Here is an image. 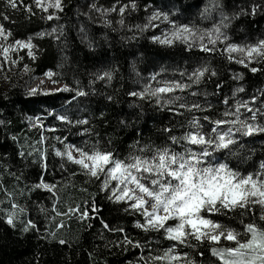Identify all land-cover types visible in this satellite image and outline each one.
<instances>
[{
    "label": "trees",
    "instance_id": "16d2710c",
    "mask_svg": "<svg viewBox=\"0 0 264 264\" xmlns=\"http://www.w3.org/2000/svg\"><path fill=\"white\" fill-rule=\"evenodd\" d=\"M62 2V12L52 8L44 12L36 7L35 0H16L15 9L7 0H0V24L11 32L6 41L11 44L16 39L31 37L35 56L33 59L25 51L20 52L4 85L0 86V264H142L141 256L147 259L148 248L125 250L118 246L125 233L109 231L101 220L111 228H124L128 236L142 242L147 236L152 241L149 248L154 255L161 254L169 242L135 228L134 221L141 217L109 201L106 193L100 191L99 181L85 175L77 165L56 156L55 150L63 151L64 143L91 145L99 140L101 147L124 157L130 153L139 154V149L145 146L171 144L170 134L180 135L193 115L205 113L175 115L169 106L159 107L151 100L128 95L131 91L142 90L152 74L160 72L161 68L166 70V78H179L181 70L191 71L199 65L215 70L216 76L206 77L193 87L197 96L184 93L188 101L211 104L210 111L222 112L224 98L234 107L238 101H250L253 95L257 102L252 106L264 107V61L254 60L248 67L230 61L227 53L220 51L224 47L222 43L210 53L199 47L188 50L179 41L171 47L160 45L151 37L160 36V28L170 25L163 17L164 26L143 31L136 27L147 23L153 12L167 13L169 20L177 24L189 23L200 29L211 28L226 15L231 20L222 31L229 42L255 43L264 38V0H218V8L212 6L213 0H134V10L133 0ZM125 4L128 7L121 16L119 7ZM26 5L31 6V13ZM92 5L100 9L115 6L117 10L102 14ZM255 5L259 7L253 15ZM206 7L209 11L202 16ZM49 13H55L52 20L47 19ZM121 19L123 24L119 22ZM251 67L259 70L253 73ZM105 71L112 72L111 80L98 79ZM48 72L53 75L46 76ZM43 77L58 82L54 84L67 85L70 90L37 91L30 95L31 84ZM237 88L243 91L237 92ZM77 89L86 95L77 97ZM49 112L67 114L73 119L87 118L89 123L62 125L48 115ZM258 119L264 122V118ZM34 121L38 125L32 126ZM50 127L58 130L48 131ZM84 128L89 132H83ZM165 129H171V133ZM57 136L64 143L56 140ZM242 141L248 159H228L234 167L252 171L250 165L255 163L258 167L264 160V134L243 137ZM174 147L181 150L179 145ZM41 179L56 185L55 196L43 187H35ZM92 203L98 211L89 210L90 219H81L79 212H69L77 206L83 211ZM14 204L19 207L13 208ZM53 207L66 215H57ZM20 208L24 209L22 213ZM13 212L16 213L15 228L7 223V216ZM241 213L242 210L237 209L229 221L237 230L241 229V221L253 218ZM259 214V206H256L254 218L257 223H264L259 221ZM29 219L38 227L24 232L21 221ZM61 239L66 243L60 244ZM191 243L196 244V241ZM230 243L222 242L223 245ZM179 250L187 251L197 264H213L215 260L206 243L195 249L181 246ZM201 251L204 257L199 255Z\"/></svg>",
    "mask_w": 264,
    "mask_h": 264
},
{
    "label": "snow or ice",
    "instance_id": "6c2138e0",
    "mask_svg": "<svg viewBox=\"0 0 264 264\" xmlns=\"http://www.w3.org/2000/svg\"><path fill=\"white\" fill-rule=\"evenodd\" d=\"M7 4L13 9L17 8L16 0H7ZM35 5L44 12H48L50 8L63 11L62 0H35ZM212 6L220 7L218 0H213ZM92 7L102 14L117 10L115 6L109 9H100L95 5ZM127 7V4L119 7L121 16ZM131 7L133 10L136 8L134 0ZM257 7L259 5L253 6V15ZM25 8L31 13V6L26 5ZM208 11L206 7L201 15ZM54 16L55 13H49L47 19L52 20ZM161 17L168 21L171 30L162 36L151 37L160 45L171 47L179 41L186 45L188 50L199 47L201 51L210 53L217 50L218 43H222L224 47L220 51L227 53V59L230 61L235 60L246 67L250 66L253 60L264 61V38L243 45L229 42L228 36L222 31L228 27L226 22L231 20L226 15H222V19L211 28L200 29L189 23L177 24L169 20L167 13L153 12L147 18V23L136 27L141 31L157 27L153 21ZM4 18L8 19L7 16ZM119 22L124 23L123 19ZM55 31L56 29H53V32ZM9 36L10 30L6 31L0 24V38L7 40ZM33 48L31 37L27 40L16 39L7 46L0 44V55L7 60L10 52L27 49V55L34 59ZM250 70L255 73L259 69L251 67ZM165 72L166 70L161 68L160 72L152 74L150 82L145 83L142 90L131 91L128 95L141 100H151L159 107L169 106V110L175 115H183L185 112L205 113L203 116L193 115L180 135L170 134L168 139L171 144L145 146L139 149V154L130 153L121 157L117 152L101 147L99 140L91 145L87 142L80 145L64 143V140L57 136L55 139L64 143V149H56L55 155L77 165L85 175L99 181L100 191L106 193L109 201L121 204L125 212L141 217L142 219L134 221L135 228L145 234L161 236L169 242V246L164 248L161 254L154 255L153 250L149 248L152 241L147 236L142 242L128 236L124 228H111L101 220L104 228L109 231L125 233L118 246L125 250L129 247L148 248L147 259L141 256L142 264H197L196 259L187 251L179 249L181 246L195 249L205 243L209 245L211 256L215 258L213 264H264V223H257L254 218L256 206H259V221L264 222V160L259 162L258 167L255 163L250 165L254 170L242 171L234 167L228 159H248L244 155L245 142L242 138L264 134V122L258 119L264 118V107L252 106L257 102V97L253 95L250 101H238L234 107H230L228 99L224 98L225 109L222 112L210 111L213 108L211 104L202 105L196 101H188L184 93L197 96L198 93L192 90L193 87L200 85L206 77L216 76L215 70H211L207 65H199L191 71L181 70L179 78H166ZM45 75L51 77L53 74L48 72ZM105 78L111 80L112 72L105 71L98 76V79ZM219 87L217 84V88ZM69 90L68 86L64 85L63 88L48 89L46 92ZM236 91L241 92L243 89L237 88ZM36 92L37 89L33 88L29 94ZM85 95L84 91L76 90L77 97ZM241 109L250 115H245ZM47 114L62 125L79 126L89 123L87 118L73 119L67 114L52 112ZM36 119L43 128L41 119ZM57 130L51 127L48 129ZM165 131L171 133V129ZM83 132L87 133L89 129L84 128ZM175 145H179L181 150H177ZM20 155L23 156L24 153ZM43 168L47 170L46 163ZM35 187H43L56 195V185L47 184L43 179ZM17 207L19 206L13 205V208ZM237 209L242 210V215L249 214L253 217L248 222L241 221L240 230L229 222ZM89 210L98 211L92 203L83 211L77 206L75 209L70 208L69 212H79L81 219H90ZM23 211L24 209L20 208V212ZM53 211L57 215H66L55 207ZM15 218V212L7 216V223L13 228L16 227ZM21 223L24 225V232L38 227L31 219ZM193 240L196 244L191 243ZM223 241L231 243L223 245ZM59 243L64 244L66 241L61 239ZM199 255L204 257L205 253L201 251Z\"/></svg>",
    "mask_w": 264,
    "mask_h": 264
},
{
    "label": "rangeland",
    "instance_id": "374dc122",
    "mask_svg": "<svg viewBox=\"0 0 264 264\" xmlns=\"http://www.w3.org/2000/svg\"><path fill=\"white\" fill-rule=\"evenodd\" d=\"M45 2H47V0H45ZM155 22L158 24L157 27L164 26L166 24V22L161 18L155 20ZM170 30H171V25H167L164 28H160L159 30L160 36L169 32ZM0 44L7 46L10 43H8L3 38H0ZM22 51H25L27 53V49H19L17 51H12L9 53V59L7 60L5 59L3 55H0V86L4 85L9 73L11 72V67H14L16 64V57ZM233 55L238 56L237 53H233ZM12 61H15V63H13ZM33 88L37 89V91L46 92V90L48 89L63 88V86L50 82V79L48 77H43V78H39L35 80L31 84L30 89H33ZM31 125L36 126L38 125V123L34 121L33 123H31Z\"/></svg>",
    "mask_w": 264,
    "mask_h": 264
}]
</instances>
